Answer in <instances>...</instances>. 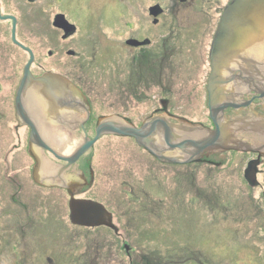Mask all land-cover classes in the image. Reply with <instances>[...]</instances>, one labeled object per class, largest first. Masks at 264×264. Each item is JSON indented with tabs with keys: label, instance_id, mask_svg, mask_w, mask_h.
I'll return each mask as SVG.
<instances>
[{
	"label": "flooded vegetation",
	"instance_id": "obj_1",
	"mask_svg": "<svg viewBox=\"0 0 264 264\" xmlns=\"http://www.w3.org/2000/svg\"><path fill=\"white\" fill-rule=\"evenodd\" d=\"M232 1L7 0L9 13H1L4 0H0V14L15 19V40L33 57L29 67L31 77L53 76L57 86L51 85L52 91L60 92L57 102L42 104L44 98L37 95L43 87H30L22 101L25 115L36 124L42 140L59 153H62L59 145L54 148L50 140L58 141L59 136H64L67 143L84 137L92 139L99 121L140 128L160 119L172 135L167 143L166 130L158 131L156 144L162 152L159 156L177 159L180 164L188 160L194 169L205 166L210 170L214 166L223 167L224 159H212L215 155L237 153L243 180L257 187L258 176L262 175L258 167L264 160V125L258 123L261 119L257 115L264 113V12L245 15L244 30L234 32L231 49L219 58L232 61L228 69L221 70V82L227 83L216 86V106L236 107L226 108L221 116L222 123L235 131V135L226 136L221 143L234 149L217 148L198 155L190 148L171 149L182 134L190 132L188 129L203 133L198 137L201 139H207L214 129L207 108L210 53L225 8ZM0 23L9 31L8 39L2 40L8 49L6 54L1 55L0 45V122L26 127L16 115V93L23 69L18 71L15 58L19 50L26 58L25 66L30 54L13 43L12 21ZM101 79L110 87L109 91L106 89L109 99H114L106 104L93 97V89ZM100 109H106V114H99ZM176 109L199 110L202 122L178 118ZM26 129L34 186L57 189L66 195L72 192L75 198L84 199L81 196L86 188L92 189L97 171L90 165L87 174L76 171L66 181L63 174L68 169H62L65 163L49 160L47 171L51 174L43 181L37 180L35 174L41 160L50 156L36 147L38 153H33L29 145L30 130ZM257 131H262L263 139L253 141L251 135ZM245 134L251 138H244ZM111 136L134 142L113 134L103 138ZM140 153L150 160V165L166 166L142 148ZM250 162L256 163L252 183L245 180L244 173ZM13 195L17 197L15 200L22 198L16 191ZM22 205L27 209L24 200L18 204Z\"/></svg>",
	"mask_w": 264,
	"mask_h": 264
},
{
	"label": "rangeland",
	"instance_id": "obj_2",
	"mask_svg": "<svg viewBox=\"0 0 264 264\" xmlns=\"http://www.w3.org/2000/svg\"><path fill=\"white\" fill-rule=\"evenodd\" d=\"M8 11L4 0L1 13ZM3 25L0 23L1 55L8 52L2 40L8 39L9 31ZM15 59L18 71L24 70L26 58L19 50ZM105 84L98 80L93 89V97L103 104L114 100L109 99L106 89L110 87ZM198 112L176 109L175 116L199 123ZM257 115L264 122V113ZM4 124L0 122V264H130L129 260L141 264V255H151V261L159 255L164 264L168 257L170 264H264V160L258 167L262 170L258 185L253 187L240 174L243 167L237 153L215 155L212 159H224L223 167L210 170L205 166L194 169V165L152 166L132 141L102 138L63 177L67 181L76 171L87 174L90 165L97 171L92 189L86 188L81 197L120 209L125 216L122 220L112 215L121 238L112 234L108 238L103 231L72 227L65 192L34 186L27 129ZM248 134L243 137L261 139L258 133ZM49 142L57 148L58 143ZM79 143H69L71 152ZM30 149L38 153L34 147ZM48 155L47 161L41 160L37 180L46 179L42 168L49 167V160L57 162ZM14 191L22 195L20 201L15 200ZM23 200L27 209L18 206ZM123 225L127 233L119 227Z\"/></svg>",
	"mask_w": 264,
	"mask_h": 264
},
{
	"label": "water",
	"instance_id": "obj_3",
	"mask_svg": "<svg viewBox=\"0 0 264 264\" xmlns=\"http://www.w3.org/2000/svg\"><path fill=\"white\" fill-rule=\"evenodd\" d=\"M264 12V0H233L226 8L223 17L218 25L216 31L213 45L210 53V68L211 72L207 81V108L208 117L213 123V131L209 132L207 139L195 138L184 136L177 140L176 145L171 149L179 148L181 150H186L188 148L192 149L197 155L204 151H211L213 149L220 148V150L234 149L232 147H227L221 142L223 138H228L232 135L233 130L229 128V124H223L221 121V116L224 110L228 107L235 109L233 105H224L217 107L216 92L217 85H223L227 82H221V70L228 69L232 61H226L224 58L220 60L219 58L224 53L227 54V50L232 47V40L234 32L237 29L244 30L243 26L246 22L244 18L245 15L249 13ZM239 14V17H237ZM11 20L13 23V28L11 30V39L18 47L30 54V59L26 63L20 84L16 93V115L19 120L23 121V125L30 130L29 135V145L30 148L35 146L39 150L46 151L49 153L56 161L63 162V170L70 168L75 165L79 158L85 154L101 137L104 135H117L130 137L134 139L135 143L155 156L161 162L168 164H180L176 159H169L163 157L160 147L156 144L159 141L157 136L158 131L164 128L165 131V141L169 142V136L172 135V131L168 130L167 124L162 120H153L140 128H134L130 125L113 124L108 120L99 121L95 127V135L92 139L84 137L79 145H77L72 153L68 156L61 155L55 150H53L45 141L42 140L39 130L35 123L28 119L25 112L22 109V101L26 92L31 91L30 87H40V95L44 98L47 103H55L58 101V94L60 92L52 91L53 86H57L54 77L51 75H46L38 79L31 77L29 73V67L32 63L33 57L28 49H25L20 45L14 36V24L15 19L12 16H2L0 14V21ZM56 89V88H55ZM61 99H59L60 101ZM83 128V124L80 125ZM175 128H177L175 126ZM229 128V129H228ZM188 131L193 132L197 129H188ZM167 134V135H166ZM158 137V138H157ZM225 140V139H224ZM181 143V145H180ZM220 146V147H219ZM32 155V153H31ZM36 165L37 161L35 160ZM190 161L185 160L183 163H189ZM255 162H250L245 170V178L252 183L255 177ZM40 169V168H39ZM68 200V220L71 225L83 228H97V227H107L114 229L112 224L111 214L105 209L103 205L92 200L76 199L74 198L72 192L67 193ZM127 250V247H124Z\"/></svg>",
	"mask_w": 264,
	"mask_h": 264
},
{
	"label": "trees",
	"instance_id": "obj_4",
	"mask_svg": "<svg viewBox=\"0 0 264 264\" xmlns=\"http://www.w3.org/2000/svg\"><path fill=\"white\" fill-rule=\"evenodd\" d=\"M209 176V175H208ZM207 179H208V177H207ZM122 192H123V190H122ZM106 204H104V206H105ZM106 208H107V210L108 211H110L111 213H112V215H113V217L115 218H117V219H122V220H124V218H125V216H123L122 215V211L119 209L118 211L115 209V208H113V207H108V206H105ZM133 212H136L135 210H132ZM125 225V224H124ZM124 225L123 226H119L120 228H122L123 229V232H126L127 233V231L124 229ZM73 228H76V229H79L78 227H75V226H72ZM80 229H82V228H80ZM86 230H88V231H91L92 230V232H95V231H103L104 232V234L105 235H108V238L111 236V234L115 237V238H121V234L119 233V231H117V227H116V231H113V230H111V229H108V228H95V229H86ZM97 238H100L99 236H97ZM148 238H152V237H148ZM105 240L108 242V240L109 239H106V237H105ZM152 241H155V239L154 238H152ZM95 242V241H94ZM100 242H102V240L101 239H99V240H97L96 241V243L99 245V243ZM109 243V242H108ZM116 244H117V241L115 242ZM161 243V242H160ZM124 247H125V245H124ZM124 250H126L125 248H124ZM127 251V250H126ZM169 255H171V254H169ZM151 255H145V257H144V255H141V258H139V261H140V263L141 264H164V261L161 259V258H159L160 256L159 255H157V257H158V259L157 260H154V261H151V259L149 260V257H150ZM154 256V255H153ZM131 258V256H129V253H128V257L127 258ZM142 259H144V260H142ZM153 259H155V257L153 258ZM168 260H170V257H168L167 258V264H170V263H168ZM138 261V262H139ZM144 261V262H143ZM129 262H130V264H133V261L132 260H129Z\"/></svg>",
	"mask_w": 264,
	"mask_h": 264
},
{
	"label": "bare ground",
	"instance_id": "obj_5",
	"mask_svg": "<svg viewBox=\"0 0 264 264\" xmlns=\"http://www.w3.org/2000/svg\"><path fill=\"white\" fill-rule=\"evenodd\" d=\"M37 94H38V93H37ZM37 96H39L40 99L42 98V97H41L42 95H40V94H38ZM42 100H43V98H42ZM36 101H39V99L36 100ZM39 103H40V102H39ZM41 103H42V104H43V103H44V104H47V103L45 102V100H44L43 102H41ZM45 107H46V106H45ZM262 127H264V126H262ZM260 130H263V128H261ZM59 137H60L61 139L58 140V141H55V140H54V142L58 143V145H59V147H60V145H62V144H61L62 141L64 140V139H63L64 136H59ZM60 148L62 149L63 147H60ZM71 150H72V149H69V150H65V149H64V151H63V152H64V155H65V156L70 155ZM44 168H45V167H44ZM47 169H48V168H47ZM47 169H43V168H42V173H43V174H48V175L51 174L49 171H47Z\"/></svg>",
	"mask_w": 264,
	"mask_h": 264
}]
</instances>
